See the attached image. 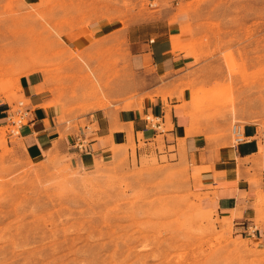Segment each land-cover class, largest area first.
<instances>
[{
	"label": "rangeland",
	"instance_id": "374dc122",
	"mask_svg": "<svg viewBox=\"0 0 264 264\" xmlns=\"http://www.w3.org/2000/svg\"><path fill=\"white\" fill-rule=\"evenodd\" d=\"M174 1L161 5L186 21L182 49L198 69L170 89L159 76L153 92L139 94L124 35L112 31L92 50L65 39L99 19L124 28L135 2L0 0V102L11 114L0 127V264H264V0ZM33 72L44 74L67 134L85 131L96 109H129L159 97L166 108L177 106L167 99L190 97L192 122L209 151L235 144L234 124H256L263 161L233 165L248 186L247 230L235 228L237 214L219 218L214 203L222 183L200 175L196 181L184 145L164 138L169 120L148 116L160 125L154 138L112 141L90 166L73 164L56 148L28 158L17 139L25 123L17 114L19 102L25 105L18 81Z\"/></svg>",
	"mask_w": 264,
	"mask_h": 264
},
{
	"label": "crops",
	"instance_id": "0c3cea01",
	"mask_svg": "<svg viewBox=\"0 0 264 264\" xmlns=\"http://www.w3.org/2000/svg\"><path fill=\"white\" fill-rule=\"evenodd\" d=\"M131 1L137 4V8L129 14V20L124 28H121L122 25L118 21L111 24L99 19L85 29L75 28L69 31L65 36L66 43L78 48L79 44L76 43L81 40L83 43L79 50H92L98 47L96 40L112 31L124 35L129 52L128 63L136 75V90L139 94L153 92L159 76H164L163 86L168 89L178 81H187L189 74L198 69V63L182 49V44L189 39V35L180 33V27L186 21L183 17L176 16L174 9L161 5L162 2L174 5L175 1ZM153 1H157L155 6L151 5ZM140 2L146 3L145 8L139 9ZM18 86L25 100L22 107L25 123L18 128L17 139L28 158L39 159L56 148L70 156L73 164L90 166L95 159L102 158L108 153L112 141L121 142L130 137L137 141L139 134L147 140L154 138L157 135L155 128H159L160 125L153 127L147 120L148 116L161 120L162 124L169 120L171 128L165 131L164 138L168 140L171 136L173 145H176L177 139L184 145L187 160L196 167V181L198 182L200 175L202 180L207 179L205 181L207 184L216 183V180L222 183L216 189L214 203L219 218L237 214L241 218L234 217L235 228L240 232L247 230L249 223L245 219L249 217L250 201L243 198L242 192H246L248 186L239 178V172L234 174L233 165L234 159L239 161L253 158L263 161L260 154L262 139L256 124L241 125L243 140L233 144L231 148L220 147L209 151L205 135L198 133V122H192L190 97L187 102H184L185 99L182 100V103L176 98L167 99L171 106L177 105L175 108H166L159 97L155 101L144 99L141 106L135 105L129 109L117 110L114 107L96 109L90 115L93 116V120L87 116V125L84 126L86 132L81 130L78 135L67 134L64 130L65 123L60 121L62 108L54 103L55 96L48 91L42 72L22 75ZM186 94L187 92H184V97ZM7 112L8 105L0 102V127L10 121ZM93 122L96 123V130L88 131V125ZM78 138L83 142L81 148L76 144ZM202 166H209L212 168L211 172L203 174L201 169L198 170V167ZM214 173H218L216 178ZM243 173L241 171V174Z\"/></svg>",
	"mask_w": 264,
	"mask_h": 264
},
{
	"label": "built area",
	"instance_id": "2783aa9c",
	"mask_svg": "<svg viewBox=\"0 0 264 264\" xmlns=\"http://www.w3.org/2000/svg\"><path fill=\"white\" fill-rule=\"evenodd\" d=\"M19 105L21 106V109H18L17 110V114H19V117L22 119L23 116H24V113H23V109H22V102H19ZM8 114V118L10 119L11 118V114L9 112H7ZM14 123V122H12ZM232 132L234 134V141L235 143L239 142V141H242L243 140V135H242V131H241V125L239 124H234L233 127H232ZM77 147L78 148H81L82 145H83V142L81 139H77Z\"/></svg>",
	"mask_w": 264,
	"mask_h": 264
},
{
	"label": "bare ground",
	"instance_id": "6f19581e",
	"mask_svg": "<svg viewBox=\"0 0 264 264\" xmlns=\"http://www.w3.org/2000/svg\"><path fill=\"white\" fill-rule=\"evenodd\" d=\"M22 104H23V103H22ZM18 122H19V121H18ZM19 123H21V122H19ZM20 125H21V124H19L18 128L20 127ZM17 133H18V131H17ZM76 144H77V142H76ZM82 147H83V145H82Z\"/></svg>",
	"mask_w": 264,
	"mask_h": 264
}]
</instances>
